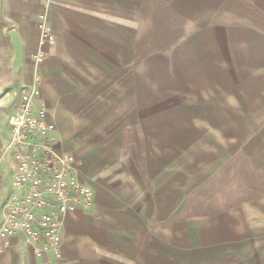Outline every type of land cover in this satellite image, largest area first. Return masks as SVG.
<instances>
[{"label": "crops", "instance_id": "0c3cea01", "mask_svg": "<svg viewBox=\"0 0 264 264\" xmlns=\"http://www.w3.org/2000/svg\"><path fill=\"white\" fill-rule=\"evenodd\" d=\"M150 58L204 81L181 105L196 114L178 141L197 128L214 166L175 191L187 153L148 152L140 167L130 148L136 63ZM36 84L54 153L97 197L62 216L61 259L38 257L43 243L20 231L0 240V264H264V0H0V224L23 193L8 146ZM159 123V142L172 144L173 121Z\"/></svg>", "mask_w": 264, "mask_h": 264}, {"label": "built area", "instance_id": "2783aa9c", "mask_svg": "<svg viewBox=\"0 0 264 264\" xmlns=\"http://www.w3.org/2000/svg\"><path fill=\"white\" fill-rule=\"evenodd\" d=\"M40 28L44 32L43 43L54 44L47 25L42 22ZM43 57L41 53L38 59L42 61ZM38 95L37 84L21 93L8 149L15 152V184L23 193L13 196L8 205L0 224V240L21 231L32 241L43 243L36 250L38 257L53 252L61 259L62 216L80 206L93 207L97 196L91 186L77 177L68 161L54 153L49 135L56 126L45 106L35 107ZM36 138L41 141L35 142Z\"/></svg>", "mask_w": 264, "mask_h": 264}, {"label": "rangeland", "instance_id": "374dc122", "mask_svg": "<svg viewBox=\"0 0 264 264\" xmlns=\"http://www.w3.org/2000/svg\"><path fill=\"white\" fill-rule=\"evenodd\" d=\"M179 68V64L165 63L163 58H150L136 63V136L135 143L130 144V148L133 147L136 151V164L140 167L147 165L148 152L158 155L160 152L167 151L172 154L173 162H176L182 153L189 155L188 162L187 160L178 161L183 165L174 172V191L181 187L186 179L190 182L192 179L196 180V175L201 168L211 169L214 166L212 161L208 166L204 165L205 151L203 146L199 147L200 145L195 142L197 128H191L186 133L188 143L178 141L182 135L181 131L186 132V128L181 126V121L188 120V116L196 114L189 112L181 105L196 103L200 97L199 89H201V95L204 89V81L196 79V74H187L188 78H182ZM189 71L195 73L193 69ZM124 114L126 118H132V112L125 111ZM166 119L173 121L174 142L164 145L159 142L162 136L159 134L162 129V127L159 129L161 125L159 122L163 123ZM197 152L203 153L199 159L192 155Z\"/></svg>", "mask_w": 264, "mask_h": 264}, {"label": "water", "instance_id": "95a60500", "mask_svg": "<svg viewBox=\"0 0 264 264\" xmlns=\"http://www.w3.org/2000/svg\"><path fill=\"white\" fill-rule=\"evenodd\" d=\"M18 57L17 64L21 61L20 55Z\"/></svg>", "mask_w": 264, "mask_h": 264}]
</instances>
